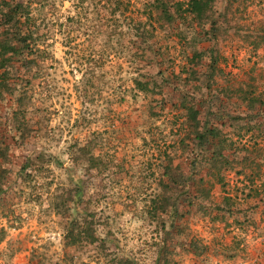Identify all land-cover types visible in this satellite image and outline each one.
<instances>
[{"label": "rangeland", "instance_id": "rangeland-1", "mask_svg": "<svg viewBox=\"0 0 264 264\" xmlns=\"http://www.w3.org/2000/svg\"><path fill=\"white\" fill-rule=\"evenodd\" d=\"M187 1L0 0V264H264V0Z\"/></svg>", "mask_w": 264, "mask_h": 264}, {"label": "trees", "instance_id": "trees-1", "mask_svg": "<svg viewBox=\"0 0 264 264\" xmlns=\"http://www.w3.org/2000/svg\"><path fill=\"white\" fill-rule=\"evenodd\" d=\"M120 2V1H117ZM213 0H188L187 1V11L194 14L198 18H203L206 14V11L211 7V3ZM16 48L10 44L9 42H2L0 41V55L2 53L14 51ZM136 84L138 88L141 90H148L147 85L141 84L138 80H136ZM192 117H194L192 115ZM92 160V158H91ZM77 202H73V209H77L78 207ZM80 211V210H79ZM78 211V212H79ZM92 215V214H91ZM97 227L90 226L88 223H84L83 221L79 220L78 217L73 215L72 219L69 222V225L66 229L64 239L65 242L69 245H84L85 244H93L97 237H96ZM3 230L0 229V239L2 237ZM113 264H131L130 259L127 256H120L113 262Z\"/></svg>", "mask_w": 264, "mask_h": 264}]
</instances>
